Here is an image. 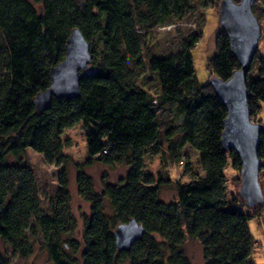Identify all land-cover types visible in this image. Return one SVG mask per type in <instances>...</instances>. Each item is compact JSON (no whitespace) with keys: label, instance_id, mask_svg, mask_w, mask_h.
I'll use <instances>...</instances> for the list:
<instances>
[{"label":"trees","instance_id":"16d2710c","mask_svg":"<svg viewBox=\"0 0 264 264\" xmlns=\"http://www.w3.org/2000/svg\"><path fill=\"white\" fill-rule=\"evenodd\" d=\"M203 5L209 6L205 0ZM191 9V0H0L3 244L25 257L31 253L26 233L40 234L51 264H190L182 246L193 240L200 246L204 264H254L248 259L253 239L247 222L256 217L263 201L248 207L238 191L232 195L226 190L225 169L229 165L239 172L240 161L234 150L224 151L220 145L225 107L208 82H196L192 50L201 31L182 38L179 50L148 56L147 67L158 76L160 86L156 105L133 83L135 69L144 67L148 54L142 35L172 19L180 20ZM72 29L90 45L94 71L79 81L77 97L51 98L49 108L37 113L32 100L49 86V70L64 58ZM214 50L207 65L209 78L225 81L239 65L221 29ZM253 59L257 74L246 78L250 120L264 109V56L257 51ZM166 107L174 108L178 119L174 139L172 126L163 134L160 131L159 110ZM77 123L85 134V165L98 161L127 168L117 183L103 184L98 193L91 190L90 179L80 171L77 174V190L89 202V213L82 218L79 260L65 254V244H60L69 227L64 222L69 205L64 165L69 157L62 154L68 141L62 132ZM258 138L260 172L264 130ZM186 144L198 151L203 175L190 174L185 183L176 181L174 200L164 202L158 192L168 178L145 176L144 157L164 147L188 171L190 164L179 152ZM29 148L47 164L63 165L55 203L43 211L32 170L22 159ZM129 219L144 233L129 250L117 251L113 230ZM0 264H10L2 250Z\"/></svg>","mask_w":264,"mask_h":264},{"label":"rangeland","instance_id":"374dc122","mask_svg":"<svg viewBox=\"0 0 264 264\" xmlns=\"http://www.w3.org/2000/svg\"><path fill=\"white\" fill-rule=\"evenodd\" d=\"M203 1L191 0L192 9L186 12L180 20L172 19L165 26L147 31L141 37L142 46L147 50L148 54L144 57V67L135 69L133 83L135 87H139L151 95L154 105H156L157 96L160 94V86L158 76L147 67L146 61L148 56L154 55L159 57L179 50L181 39L192 32L201 31L202 34L200 40L194 45L192 50V62H194L196 82L200 85H205L209 80L210 74L207 71V65L209 59L215 54V36L220 30L216 16L220 0H205L209 5L208 7H204ZM252 13L261 26L258 53L264 56V0H257L255 2L252 7ZM257 69L258 63L256 60H253L248 77L255 76ZM166 108V111L159 110V119H162L160 131L163 134L165 129L172 126L171 130L174 134V139L178 119H176L174 108ZM254 120L251 121L264 123V109L257 114ZM62 137L68 141V146L63 148L62 154L69 157L64 165L66 180L68 182L67 190L69 191V205L66 214L64 213V222L69 227L64 234H61L60 244H65V254L79 260V254L82 250V218L83 215H88L89 213V202L77 190V174L82 172L83 177L90 179L92 183L91 190L98 193L103 184L117 183L123 177L127 168L121 164L105 166L98 161L85 165V134L80 123L64 129ZM160 142L166 143L164 140ZM179 152L185 155L183 158L185 159L186 157L190 164L188 171H185V168L183 169L182 165L177 163L179 157L177 159L173 158L164 147L158 154L148 153L144 157L143 174L145 176H148L151 180L156 179L159 174L166 175L168 178V181L161 186L158 192V198L164 202L174 200L176 181L185 183L189 179L190 174L203 175L198 151L196 152L186 144ZM22 159L32 170L34 181L36 182L38 200L43 211L55 203L56 189L59 186L58 174L63 165L47 164L42 156L33 152L30 148L26 149ZM225 173L227 174L226 190L228 193L236 195L240 186L239 172L231 170L228 165ZM258 182L263 194V202L258 209L256 217L247 222L250 237L253 239L252 252L248 259L254 264H264V162L258 174ZM105 211L110 213L107 204L105 205ZM26 237L28 245L31 248V253L25 257H21L8 245L0 241V250L7 254L10 264H51V261L48 259L47 249L43 244V237L40 234L36 237H30L28 233H26ZM182 251L189 258L190 264H204L200 246L196 241L186 240L182 246Z\"/></svg>","mask_w":264,"mask_h":264},{"label":"water","instance_id":"95a60500","mask_svg":"<svg viewBox=\"0 0 264 264\" xmlns=\"http://www.w3.org/2000/svg\"><path fill=\"white\" fill-rule=\"evenodd\" d=\"M257 0H220L217 8L218 26L229 39V49L238 69L223 81L210 77L208 84L214 95L225 107L222 121L220 145L222 150L235 151L240 161L238 194L248 207H255L263 201L258 174L260 160L257 158L259 133L264 125L250 120L246 102V78L253 57L258 51L261 26L252 13ZM64 49V58L49 70V86L39 91L32 103L37 113L49 108L51 98L72 99L79 95L78 84L84 76L93 73L90 45L77 29L69 32ZM143 228L134 219L117 225L113 233L117 251L129 250L134 241L143 234Z\"/></svg>","mask_w":264,"mask_h":264},{"label":"built area","instance_id":"2783aa9c","mask_svg":"<svg viewBox=\"0 0 264 264\" xmlns=\"http://www.w3.org/2000/svg\"><path fill=\"white\" fill-rule=\"evenodd\" d=\"M179 165H183V163L181 161L178 162Z\"/></svg>","mask_w":264,"mask_h":264}]
</instances>
